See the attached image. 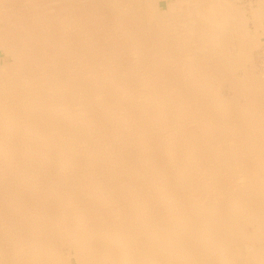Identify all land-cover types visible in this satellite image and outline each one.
Listing matches in <instances>:
<instances>
[{
	"label": "bare ground",
	"instance_id": "obj_1",
	"mask_svg": "<svg viewBox=\"0 0 264 264\" xmlns=\"http://www.w3.org/2000/svg\"><path fill=\"white\" fill-rule=\"evenodd\" d=\"M173 8L0 0V264H264V0Z\"/></svg>",
	"mask_w": 264,
	"mask_h": 264
},
{
	"label": "rangeland",
	"instance_id": "obj_2",
	"mask_svg": "<svg viewBox=\"0 0 264 264\" xmlns=\"http://www.w3.org/2000/svg\"><path fill=\"white\" fill-rule=\"evenodd\" d=\"M160 1V5H161V10L162 11H164V12H166V13H168V12H170V11H172V9H174L173 8V6H174V1L175 0H159ZM249 1V0H248ZM151 6L149 5V7L147 8V10H146V13H149V12H151ZM177 8H178V10H182V9H184L185 8V5L183 4V3H180V4H178L177 5ZM188 17H191V14H190V16H187V19H189ZM150 22V23H149ZM196 24H198V22L196 23ZM250 25L252 26V22H250ZM174 26H178V25H174ZM186 27L188 26V25H185ZM191 26H192V24H191ZM146 30L147 31H145L146 32V34H148V35H150L151 34V32H152V29L154 28V25L151 23V21H148V24L146 23ZM176 32H178L179 31V29H174ZM187 30V28H185V30H184V33H185V31ZM263 33H264V22L262 21V20H259L258 21V31L254 34L257 38H262V36H263ZM191 33L189 32V31H186V33L184 34V36H186L187 38L189 37V35H190ZM262 40V39H261ZM264 43V40H262V44ZM264 59V58H263ZM9 62L11 61V58H8L7 59ZM207 179H206V184H210V185H212L213 184V181H212V179L210 178V176L209 177H206ZM210 190H214L215 191V189L213 188V187H211V188H209Z\"/></svg>",
	"mask_w": 264,
	"mask_h": 264
}]
</instances>
